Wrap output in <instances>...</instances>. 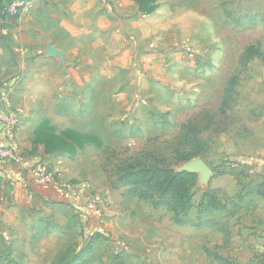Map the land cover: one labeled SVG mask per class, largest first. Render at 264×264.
Returning a JSON list of instances; mask_svg holds the SVG:
<instances>
[{
	"label": "rangeland",
	"instance_id": "374dc122",
	"mask_svg": "<svg viewBox=\"0 0 264 264\" xmlns=\"http://www.w3.org/2000/svg\"><path fill=\"white\" fill-rule=\"evenodd\" d=\"M120 7L123 25L107 33L105 64L55 63L40 80L35 65L29 78L23 69L12 76L19 75L7 107L41 145L26 151L66 148L73 158L51 153L58 170L42 161L53 171L47 187L62 193L53 199L59 207L33 205L22 231L0 218V264H55L66 250L78 257L72 264H223L216 252L226 264H264L256 217L237 209L249 211L257 183L264 186V0H127ZM249 14L257 19L234 21ZM193 119L207 151L174 165L197 174L188 222L178 225L164 206L126 196L117 165L165 147ZM47 127L90 133L100 143L60 146L57 134L43 133ZM215 167L225 171L214 176ZM208 186L226 211L198 213Z\"/></svg>",
	"mask_w": 264,
	"mask_h": 264
},
{
	"label": "crops",
	"instance_id": "0c3cea01",
	"mask_svg": "<svg viewBox=\"0 0 264 264\" xmlns=\"http://www.w3.org/2000/svg\"><path fill=\"white\" fill-rule=\"evenodd\" d=\"M7 1L9 0H0V8ZM122 1L127 0H33L32 9L18 18L10 16L7 11L8 16H4L0 9V77L6 79L0 85V110L9 108L7 107V97L15 87L12 76L19 69H23V73L29 78L28 71L36 65L37 67L33 69L32 73L34 72L35 80H40L44 73L51 71L49 66L55 63L82 66L94 63L105 64L104 50L107 48V42H111L107 33L112 29L116 31L117 24L120 30L123 25L120 7ZM110 3L114 7V11H111ZM96 49L99 54H102V58L101 55L98 57L94 54L93 51ZM12 108L22 111L21 107ZM26 127L25 124L18 128L16 137L22 147L20 150L26 151L27 148L31 151L34 142L39 145L40 142H38V137L28 133ZM68 129L70 128L63 129L61 135L57 131H50L47 127L43 133L57 134L56 136H61L66 142L72 144L73 141L64 135ZM30 137L32 138L31 143L29 142ZM89 144L96 145L93 141H85L81 145L75 144V148L82 149ZM41 150L42 155L26 151L24 161L20 165L0 160L1 222L6 225L15 224L21 231L23 229L19 225L24 223L26 213H32L33 205L40 204L45 200L47 205L59 207V203H53L55 202L53 199L54 196L56 199L62 195L55 188L39 185L32 179L30 167L37 162V159L47 160L54 170H58L55 165V155H50L57 150L52 147H41ZM56 153L73 158L68 155L66 148H61ZM48 156L50 157L48 158ZM72 174V176H79L83 174V171H75ZM210 174L214 175L213 172ZM258 187L257 183L253 193L256 202L249 211H246V208H241L240 205L237 209H240L239 214L243 213L244 217L253 214L256 217L257 232L264 234V199L258 194ZM210 188L216 190V187L211 186ZM235 192L233 194H236ZM71 216H65L67 227L73 224ZM250 223L251 219L245 222L248 225ZM0 234V238H2V233L0 232ZM220 256V253H214L216 259ZM218 261L223 264L227 263L223 259Z\"/></svg>",
	"mask_w": 264,
	"mask_h": 264
},
{
	"label": "trees",
	"instance_id": "16d2710c",
	"mask_svg": "<svg viewBox=\"0 0 264 264\" xmlns=\"http://www.w3.org/2000/svg\"><path fill=\"white\" fill-rule=\"evenodd\" d=\"M11 2L9 0L5 5H1V14H4V16H8L6 9ZM13 17L18 18V16ZM256 19L255 15L249 14L248 17H238L234 21L251 22ZM5 80L4 77H0V85ZM202 130L203 128L200 127L198 120H190L180 126L178 134L173 141L165 143V147L143 150L135 156L121 160L117 165L116 180L125 186L124 194L147 201L152 207L164 206L172 213L171 218L175 224H186L193 206V186L197 180V174L189 170L177 169L174 165L190 160L207 151L205 142L199 137ZM216 132L220 133L221 130L218 129ZM64 135L77 145H81L85 141L100 143L99 138L96 136L78 133L70 129L65 131ZM54 138L60 146L69 148L71 145L61 136ZM233 164L235 167L242 165L239 162H233ZM217 168L212 169L214 176L225 171L223 167L220 171H217ZM263 175L264 173L258 175L261 180H263ZM236 179L238 180V177ZM262 183L261 181L258 183L257 192L264 199V186ZM227 208L226 201L218 197L216 190L211 189L209 186L204 189L198 203L199 214H205L209 211H226ZM88 252L89 250L84 248L76 254L81 258ZM69 254L68 250L61 253L55 264H72L78 259L75 254L72 257H69ZM217 259L221 260L220 257H217Z\"/></svg>",
	"mask_w": 264,
	"mask_h": 264
},
{
	"label": "built area",
	"instance_id": "2783aa9c",
	"mask_svg": "<svg viewBox=\"0 0 264 264\" xmlns=\"http://www.w3.org/2000/svg\"><path fill=\"white\" fill-rule=\"evenodd\" d=\"M33 7V0H14L7 6V13L10 16H22L28 13ZM19 77L14 76L13 81ZM20 125V116L10 108L0 110V160L20 165L24 161L21 155L19 143L17 141V130ZM30 171L32 179L39 185L54 184L53 171L44 162H35ZM89 208L95 209L94 203L88 205Z\"/></svg>",
	"mask_w": 264,
	"mask_h": 264
},
{
	"label": "water",
	"instance_id": "95a60500",
	"mask_svg": "<svg viewBox=\"0 0 264 264\" xmlns=\"http://www.w3.org/2000/svg\"><path fill=\"white\" fill-rule=\"evenodd\" d=\"M185 170H189V169H185ZM189 171L195 172V171H193V170H189ZM207 172H209L208 169H207ZM195 173H196V172H195ZM209 173H210V172H209Z\"/></svg>",
	"mask_w": 264,
	"mask_h": 264
}]
</instances>
